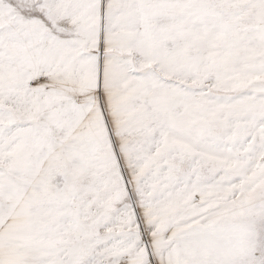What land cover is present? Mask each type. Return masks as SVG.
Here are the masks:
<instances>
[{"label":"snow or ice","instance_id":"1","mask_svg":"<svg viewBox=\"0 0 264 264\" xmlns=\"http://www.w3.org/2000/svg\"><path fill=\"white\" fill-rule=\"evenodd\" d=\"M0 264H264V0H0Z\"/></svg>","mask_w":264,"mask_h":264}]
</instances>
